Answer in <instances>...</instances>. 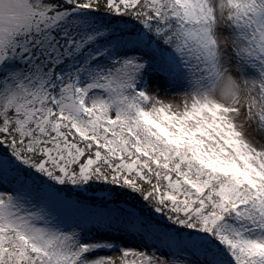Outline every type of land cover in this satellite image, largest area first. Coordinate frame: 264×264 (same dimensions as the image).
<instances>
[{
	"label": "snow or ice",
	"instance_id": "obj_1",
	"mask_svg": "<svg viewBox=\"0 0 264 264\" xmlns=\"http://www.w3.org/2000/svg\"><path fill=\"white\" fill-rule=\"evenodd\" d=\"M0 264H264V0H0Z\"/></svg>",
	"mask_w": 264,
	"mask_h": 264
}]
</instances>
